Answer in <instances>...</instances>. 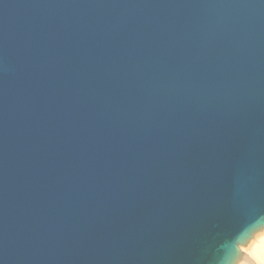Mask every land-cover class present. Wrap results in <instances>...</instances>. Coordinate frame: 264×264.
<instances>
[{
	"label": "water",
	"instance_id": "1",
	"mask_svg": "<svg viewBox=\"0 0 264 264\" xmlns=\"http://www.w3.org/2000/svg\"><path fill=\"white\" fill-rule=\"evenodd\" d=\"M264 227V0H0V264H235Z\"/></svg>",
	"mask_w": 264,
	"mask_h": 264
},
{
	"label": "bare ground",
	"instance_id": "2",
	"mask_svg": "<svg viewBox=\"0 0 264 264\" xmlns=\"http://www.w3.org/2000/svg\"><path fill=\"white\" fill-rule=\"evenodd\" d=\"M262 228H264V227H262ZM260 229L261 228L255 230L254 232H256V231H258ZM261 231L257 232L256 234H254V232L251 233V235L254 234V236L252 238L255 239V238L258 237V240H257V242L255 244H253V242H252L253 247L252 248L250 247L251 249H249L248 253L250 254L249 257H251V259H249L247 257L249 254L246 255V252H247L246 251L244 254L240 255V257L242 259V260H240L241 261L240 264H264V233L261 236H258L259 234L262 233ZM247 243L245 244L244 247L243 246L242 247L243 248H247V245L249 244V243L248 244ZM241 252L243 253V251H241ZM235 264H237V262Z\"/></svg>",
	"mask_w": 264,
	"mask_h": 264
},
{
	"label": "rangeland",
	"instance_id": "3",
	"mask_svg": "<svg viewBox=\"0 0 264 264\" xmlns=\"http://www.w3.org/2000/svg\"><path fill=\"white\" fill-rule=\"evenodd\" d=\"M261 230H262V231H261ZM259 231H261L262 233L260 232L261 234H259L258 236H261V235L264 233V228H261L260 230L254 232V234H256V233L259 232ZM254 234H252L251 238L249 239V241H248L249 244L247 243V244H248V245H247V248H248V247H249V248L247 249V248H243V247H241V251H243V254L247 251V252H246V255H248V254H249V253H248V252H249V249H251V248L253 247V244H255V243L257 242L258 237L255 238V239L252 238V237L254 236ZM252 242H253V244H252ZM251 244H252V245H251ZM250 247H251V248H250ZM245 249H246V250H245ZM249 256H250V254H249L247 257H248L249 259H251V257H249ZM240 260H242V259H238V260H237V264H240V262H241ZM255 260H256V259H255Z\"/></svg>",
	"mask_w": 264,
	"mask_h": 264
}]
</instances>
